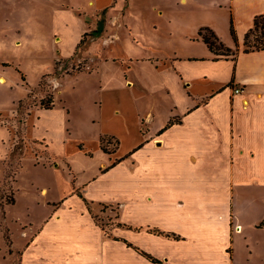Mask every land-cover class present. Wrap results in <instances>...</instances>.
Returning a JSON list of instances; mask_svg holds the SVG:
<instances>
[{"label":"rangeland","instance_id":"rangeland-1","mask_svg":"<svg viewBox=\"0 0 264 264\" xmlns=\"http://www.w3.org/2000/svg\"><path fill=\"white\" fill-rule=\"evenodd\" d=\"M89 1L0 0V77L6 78L0 83V264L11 259L8 239L17 246L12 264H20L15 249L34 238L57 201L81 193L77 178L97 171L103 147L118 161L140 146V133L150 128L154 137L167 126L183 89L163 75L173 69L156 73L146 59L191 53L185 37L211 20L205 0H105L98 8ZM51 99L54 107L44 109ZM90 194L104 198L105 190L99 185ZM71 201L80 213L82 202ZM90 207L110 236L119 238L120 228L138 231L124 221L123 206ZM233 231L242 226L233 223Z\"/></svg>","mask_w":264,"mask_h":264},{"label":"crops","instance_id":"crops-1","mask_svg":"<svg viewBox=\"0 0 264 264\" xmlns=\"http://www.w3.org/2000/svg\"><path fill=\"white\" fill-rule=\"evenodd\" d=\"M104 1L89 3L98 8ZM204 3L211 13L207 26L236 50L234 24L241 49L236 64L214 61L199 31L184 39L191 53L161 62L148 57L156 73L162 74L164 66L173 69L163 75L182 86L184 100L173 105L175 113L167 123L178 122L162 134L161 126L154 137L150 128L140 133V149L121 153L126 156L107 172L103 168L117 159L103 151L90 177L71 164L77 177H85L77 178L76 186L93 210L101 203L123 206L124 221L138 231L120 228L114 231L119 238L110 236L82 198L67 194L34 238L27 237L24 247L15 249L21 250V264H264V228L258 227L264 221V51L243 52L256 16L264 15V0ZM221 74L224 80L219 83ZM233 77L234 87H229ZM151 79L153 90L156 82ZM236 89L242 92L236 94ZM151 117L147 112L146 119ZM125 126L131 132V125ZM79 154L82 160H92ZM99 185L104 198L90 194ZM71 199L82 202L80 213L73 212ZM233 223L242 226L241 233L233 231ZM143 252L161 262H152ZM10 256L8 264L14 252Z\"/></svg>","mask_w":264,"mask_h":264},{"label":"trees","instance_id":"trees-1","mask_svg":"<svg viewBox=\"0 0 264 264\" xmlns=\"http://www.w3.org/2000/svg\"><path fill=\"white\" fill-rule=\"evenodd\" d=\"M99 30L100 31H98V32H101V29H99ZM198 34H199V37L202 39V41L207 45L209 50L214 54V59H213L214 61L231 60L236 64V62L238 60V56L241 52V49H240L239 37L237 35L236 29H235L233 23L231 24V35L233 37V40L236 43V46H237L236 50H233V49L227 47L220 40V38L217 36L216 32L209 26H202L199 29ZM82 43H83V39L81 40L79 46ZM259 51H264V15L256 16L255 21H254V26L246 34L245 40H244V49H243L244 53H252V52H259ZM228 86L234 87V77ZM54 103H55L54 99H51L49 104H45L43 102L42 105H43L44 109H52L54 107ZM176 122H178V119H172L167 124V126L160 132V134L164 133L165 130H167L168 128L173 126ZM140 147H141V145L139 147H137L131 154L138 151L140 149ZM102 150L104 151V153H109L106 150V148H104V147L102 148ZM121 161L122 160L116 161L112 165V167L117 165V163L121 162ZM78 196L83 199L84 203L86 204V206L88 208L89 213L92 215L93 219L95 220V222L98 225L97 217L94 216L93 211L90 207L89 201L81 193H78ZM258 227L264 228V221L260 225H258ZM167 236L178 238V236L173 235V234H171V235L167 234ZM125 242L127 243L128 246L133 247L131 243H128L127 241H125ZM7 245L9 247V253L13 254V249H12L13 243L11 242V240L10 241H9V239L7 240ZM142 254L145 255L147 258H149L152 262H155V263L161 262L160 260L152 257L151 255H149L147 253L143 252ZM21 255H22V253L20 252V256Z\"/></svg>","mask_w":264,"mask_h":264},{"label":"bare ground","instance_id":"bare-ground-1","mask_svg":"<svg viewBox=\"0 0 264 264\" xmlns=\"http://www.w3.org/2000/svg\"><path fill=\"white\" fill-rule=\"evenodd\" d=\"M18 46H20L21 45V43H18L17 44ZM0 83L1 84H5L6 83V78L5 77H0ZM44 195H46L47 194V192L46 191H44V192H42Z\"/></svg>","mask_w":264,"mask_h":264},{"label":"built area","instance_id":"built-area-1","mask_svg":"<svg viewBox=\"0 0 264 264\" xmlns=\"http://www.w3.org/2000/svg\"><path fill=\"white\" fill-rule=\"evenodd\" d=\"M241 92H242L241 89H236V90H235V93H236V94H240Z\"/></svg>","mask_w":264,"mask_h":264}]
</instances>
